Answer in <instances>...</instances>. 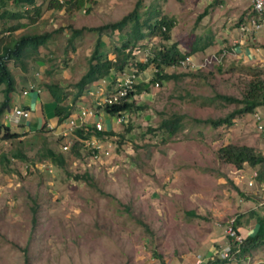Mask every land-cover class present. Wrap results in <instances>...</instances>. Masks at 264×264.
Listing matches in <instances>:
<instances>
[{
  "label": "rangeland",
  "instance_id": "obj_1",
  "mask_svg": "<svg viewBox=\"0 0 264 264\" xmlns=\"http://www.w3.org/2000/svg\"><path fill=\"white\" fill-rule=\"evenodd\" d=\"M57 1L61 5L49 4ZM57 1L37 0L42 10L35 21L22 18V25L2 34L9 39L53 31L37 50H26L23 64H9L13 74L23 72L32 78L44 98H51L48 85L57 84L62 103H72L74 110L81 101L89 104L87 90L95 80L72 101L97 32L83 30L71 39L72 29L117 20L136 0H85L80 6ZM143 4L142 13L157 9L172 18L171 40H177L182 50L198 37L205 41V36L213 35V42L197 54L201 60L212 52L221 58L201 61L199 67H165L167 72L189 73L150 83L148 90L134 95L145 107L121 113L120 120L103 111L104 129L114 134L100 140L104 151L97 156L83 142L74 144L75 133L67 126L45 124L19 138L0 137V264H194L197 254L205 260L215 256L226 236L222 225L229 218L236 216L241 222L253 220L254 212L264 214V182L256 179L257 167L247 163L237 167L218 150L234 143L263 153L264 141L252 116L245 112L216 126L203 121L225 116L235 107L217 93L240 98L250 79L256 75L264 79V28L254 41L239 44L234 35L239 17L221 8L215 18L216 10L209 12L212 1ZM4 8L17 5L7 1L0 5V10ZM15 23L0 17V28ZM228 29L233 30L224 32ZM101 37L103 50L113 58V47L123 36L110 32ZM161 42L159 35L142 39L130 60H145ZM234 44L239 46L234 49ZM257 45L262 52L253 51ZM152 71L137 72L136 80H148ZM175 113L183 114L181 126L170 135L159 124ZM64 143L68 148L62 147ZM46 146L61 152L63 162L45 156ZM16 151L23 157L12 155ZM252 250L264 257V243Z\"/></svg>",
  "mask_w": 264,
  "mask_h": 264
},
{
  "label": "trees",
  "instance_id": "obj_2",
  "mask_svg": "<svg viewBox=\"0 0 264 264\" xmlns=\"http://www.w3.org/2000/svg\"><path fill=\"white\" fill-rule=\"evenodd\" d=\"M7 1H11L16 4L17 8H4L0 10V17L4 19L8 18L16 20L15 24H3L0 28V87L3 92V99L0 102V116L4 110L8 108L9 95L15 90L16 80L9 64L10 61L23 64L22 57L26 50H37V48L49 40L53 34V31L26 32L6 39L2 34L3 32L8 31V33H10L12 30L18 28L23 24L20 22L22 18H26L29 21H35V19L41 15L42 10V4L38 3L37 0H0V5H4ZM143 1L144 0H136L133 8L117 20L109 21L96 26H83L72 29L73 33L71 39L80 34L83 30L97 32V38L93 50L88 58L87 69L75 82V86L78 89L73 96L72 102H75L76 98L82 94L84 86L93 80L101 77L102 75L112 76V73H119L125 70L126 67L135 66L136 72L148 68L152 69L153 71L151 77L146 81L137 80V82L133 84V88L128 90L124 99L119 102L106 105L104 107V111L110 116H113L126 111L143 108L145 106L137 103L135 100V94L140 93L143 90H148L150 83L163 82L171 78L177 79L180 76L189 73L167 72L164 68L167 66H179L180 60L186 55H194L196 51L204 50L208 45H210V36H205V41L198 37L187 44L186 50H182L177 40H171V28L174 25L172 18L159 14L157 9L144 10L143 13L140 12V8L144 5ZM69 2H73L80 6L85 2V0H71ZM49 4L61 5L58 1L57 3L50 2ZM251 13L252 9H250L248 14ZM244 17L239 18V21L244 19ZM126 27L128 28L127 31L123 32ZM110 32H118L120 36H123L122 40L119 43H115L113 47V52L115 54L113 58L109 57L101 46V36ZM152 35H159L164 42H161L158 46H156L152 53L147 55L145 60L131 61L130 59L134 55V50L138 48L139 41ZM200 40H202V42H199ZM48 89L51 97L55 101L53 108L54 115L57 117L58 121H62L69 113L72 112V103H62L63 93L57 84H49ZM216 95L228 102H234L236 105L225 116L215 119H203V121L209 122L211 125L215 126L231 122L233 117L239 116L242 113H251L258 104L264 102V79L258 77L257 75L255 78L250 79L247 83L245 92L240 98L221 93H217ZM182 116L183 114L175 113L172 117L161 121L159 127L171 135L180 128ZM43 126L44 125H41L37 128V130L43 128ZM88 128L89 129L87 130L79 127L75 128L74 133L81 138H86L93 134L97 136L114 134L112 129L92 130L90 127ZM23 133L24 132L22 131L11 129L8 124L0 121L1 138L15 139L21 137ZM75 143H79V141L75 140L74 144ZM45 149V156H48L52 162H63L64 157L61 152L56 151L52 146H46ZM218 150L223 159L233 163L237 167H241L243 163H247L250 166H256V179L260 182H264V152L261 153L260 151H257L252 145L234 143L224 144L220 146ZM12 155L23 157L21 151L13 152ZM3 157H6V155H3ZM254 215L256 222L258 223L257 229L253 233L244 235L243 241L240 244V249L235 254L236 261L245 259L246 256L251 253L252 249L264 243V214L254 212ZM238 223L239 217H236V227ZM232 246L234 247V244H232ZM227 262H229L228 259L220 258L215 255V257L206 260L203 264H225Z\"/></svg>",
  "mask_w": 264,
  "mask_h": 264
},
{
  "label": "built area",
  "instance_id": "obj_3",
  "mask_svg": "<svg viewBox=\"0 0 264 264\" xmlns=\"http://www.w3.org/2000/svg\"><path fill=\"white\" fill-rule=\"evenodd\" d=\"M63 1V0H59ZM252 13L244 17L237 24V29L241 36L248 35L252 40L255 39L256 34L264 28V0H249ZM26 7V6H25ZM247 39V38H246ZM222 55L212 52L199 59L198 55H186L180 60L181 65L189 64L192 67H199L201 61L211 62L214 60H219ZM202 63V64H203ZM139 73L136 72V68L129 67L128 71H121L119 73H114L109 76L111 79L106 80L105 78H97L93 84V87H89L87 92L90 95L89 104L86 102L77 103L74 110L69 113L62 121L69 130L74 131L75 128H83L85 130H103L104 123L101 120L104 107L108 104H113L119 102L126 96L129 89L133 88V84L137 82V76ZM157 85L158 82H155ZM30 91H35L39 93L41 88L34 82L30 81L27 86L22 88L21 93L26 94ZM105 112V111H104ZM30 115V110L24 106L14 105L9 111L5 113V118L9 122L17 125L23 119L28 118ZM253 120V125L257 133L260 135L264 141V102L258 104L254 110L250 113ZM117 120L121 119L120 114H116ZM49 127H54L51 123H46ZM91 125V126H89ZM65 133V132H64ZM108 136V134L103 136H97L95 134L90 135L86 138L78 137L74 134V138L77 141L83 142L88 145L94 156L102 152L103 147H101L100 140ZM64 149L68 148V143H64L62 146ZM108 152V150H105ZM235 217L229 218L223 227V231L226 235L227 240L220 244L216 255L220 258H226L229 261L235 260V254L240 249V244L243 241L244 234H242L238 228L235 226ZM234 244V247L232 246ZM248 260V259H246ZM205 262L204 257L197 254L194 260V264H203Z\"/></svg>",
  "mask_w": 264,
  "mask_h": 264
},
{
  "label": "crops",
  "instance_id": "obj_4",
  "mask_svg": "<svg viewBox=\"0 0 264 264\" xmlns=\"http://www.w3.org/2000/svg\"><path fill=\"white\" fill-rule=\"evenodd\" d=\"M209 1H212V4H214L212 7L213 10L212 11L210 10L209 12L213 13L216 10L213 14L215 15V18L218 17L219 11L222 10L221 8H223V10H228L230 16L235 15V16H238L239 18L248 15L251 9L249 0H209ZM215 18H212V19L215 20ZM232 30L228 29V30H225L224 32L231 33ZM219 31H220V28L218 30V33H221ZM234 35L237 38L236 40L238 41V43L245 42V41H254L248 35L241 36L236 27H234ZM209 36H210L209 44H211L213 42V35H209ZM239 44H234L232 48L235 49L237 46H239ZM252 49L255 52L258 51V53L262 52V47H259L258 45L252 47ZM197 52L198 51H196L194 55H198ZM13 75L16 80L15 90L11 92L9 95L8 108L5 109L4 112L1 114L0 121L4 122L5 124H8L11 129L22 131V132L37 130V128H39L41 125H45L46 123H51L52 125L56 126V128L64 127L65 125L64 122L58 121L57 117L54 115L53 108L55 105V101L53 100V98L51 97L48 99V98H44L43 97L44 95L41 96L40 92L42 90L39 93H36L35 91H30L29 93L22 94L21 93L22 88L27 86L30 81H34V80L23 72L21 73L19 72L18 74L14 73ZM14 105L24 106L25 108H28L30 110L29 117L26 119H23L17 125L9 122V120L5 118V113L9 111ZM257 226H258V223L256 222L255 215H254L253 220L243 219L241 222L239 220L237 228L242 234L246 235V234L253 233L257 229ZM226 240L227 238L226 236H224L220 244L224 243ZM252 252L253 250L251 251V253H249V255L246 256L245 259L241 261H236V260H232V261H235V264H264V257L255 256V254L257 253H254V252L252 253ZM212 257H215V256H212ZM208 259L210 258H207V260ZM232 261H229L225 264H230L232 263Z\"/></svg>",
  "mask_w": 264,
  "mask_h": 264
}]
</instances>
